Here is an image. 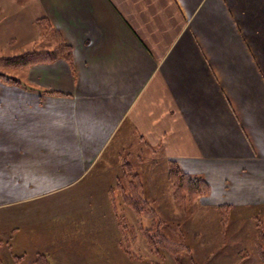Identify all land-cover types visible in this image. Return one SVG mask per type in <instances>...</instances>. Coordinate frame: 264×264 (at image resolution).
I'll return each instance as SVG.
<instances>
[{
	"label": "crops",
	"instance_id": "obj_1",
	"mask_svg": "<svg viewBox=\"0 0 264 264\" xmlns=\"http://www.w3.org/2000/svg\"><path fill=\"white\" fill-rule=\"evenodd\" d=\"M242 2L252 15L235 0H0L1 30L35 43L46 18L71 50V63L0 81V234L13 232L30 264H98L102 250V264H142L99 217L55 212L128 132L202 175L203 206L264 208V0Z\"/></svg>",
	"mask_w": 264,
	"mask_h": 264
},
{
	"label": "rangeland",
	"instance_id": "obj_2",
	"mask_svg": "<svg viewBox=\"0 0 264 264\" xmlns=\"http://www.w3.org/2000/svg\"><path fill=\"white\" fill-rule=\"evenodd\" d=\"M242 1L245 0H235V4L243 14L246 13V17L252 15L249 11L252 6L244 4ZM259 13L262 22H264V9L257 11L256 14ZM42 19L45 20L44 32L37 25V22ZM35 24L38 28H36L37 33H39L36 39H39L38 42L33 43L34 40L29 39L19 42L17 37L12 36L13 29L10 32L1 30L4 22L0 20V74L17 80L18 84H21L22 71L25 73L36 64L9 67L1 60L19 57L28 52H37L36 49L41 47L50 46L51 50L61 44L66 45L59 33L51 28V24L46 18L36 20ZM131 135L128 132L108 147L97 163L94 172L89 176L91 178L89 183L92 184L89 190H74L73 198L64 205L57 206L55 212L59 211L65 216L66 214H75L78 210L79 215L99 217L101 222H95L97 230L101 228V232L107 235L111 232L109 240L113 241L112 243L116 246L118 243H115L111 237L114 236L120 240L122 256L138 263L262 264L257 247L261 245L264 249V242L259 239L260 232L264 234L263 207L231 209L227 206L228 209L219 210L220 206L215 208L203 206L200 200L209 195L210 187L202 175L181 171L173 160L164 157L162 145L155 146L149 144L141 135ZM171 168H176L179 172L188 175L201 176L209 187L208 194L202 197L194 196L184 202L180 201L183 204L179 205L174 199L169 181ZM133 176H136L138 180H135ZM107 183L111 184L109 191H107ZM130 186L140 187L142 197L150 202L160 220L171 227L168 231L167 229L162 230V233L172 242L181 244L185 249L178 248L176 249L177 253L171 256L167 253L156 256L149 250L141 237L140 228L142 226L143 228L149 227L150 221L145 224L143 221L150 220L151 217L144 215L141 218L137 217L125 206L122 199L124 194L131 191ZM113 213L118 219L116 227L113 224L111 226L108 219L109 215ZM4 216L12 217V214L8 212ZM72 218H69L68 221L74 219ZM97 232L99 231L93 233ZM131 237L134 238V241L138 240V245L135 242L131 245ZM19 247L13 232L0 234V263L30 264V256L21 254L20 249L18 250ZM102 251L101 258L96 256L97 258H100L102 262L103 258L111 259V255ZM21 255L23 257H20ZM81 257L85 258L84 264H94L90 262L93 256ZM70 258L75 259L73 255ZM101 261L98 264H102Z\"/></svg>",
	"mask_w": 264,
	"mask_h": 264
},
{
	"label": "trees",
	"instance_id": "obj_3",
	"mask_svg": "<svg viewBox=\"0 0 264 264\" xmlns=\"http://www.w3.org/2000/svg\"><path fill=\"white\" fill-rule=\"evenodd\" d=\"M37 25L42 32L45 31V20H39L37 22ZM57 59H63L67 63H71L72 59L70 48L64 44H61L60 46H57L49 51L28 52L22 56L3 59L1 61L7 66L13 67L21 65L29 66L32 64L41 63L47 64L52 63ZM0 81L6 82L7 84L19 85L17 80L13 78L11 79L3 74H0ZM46 93L57 95V93L54 92ZM133 177L135 180H138L136 176ZM169 181L171 184L173 196L175 197L174 199L179 205L183 204L180 201H187L194 196H206L209 191L207 183L201 176L188 175L179 172L176 168H171L169 170ZM122 199L125 206L128 207L129 210H131L137 217L141 218L142 215L151 217L150 220L143 221L144 224L150 221L149 227L143 228V226H140V231L142 232L141 237L149 250L156 256H161L162 253H167L170 256L172 254H176V249L181 248V244L172 242L165 236V234L162 233V230L167 229L168 231L171 227L160 220L150 202L142 197L140 187L132 186L131 191H129V193L126 195L124 194L122 196ZM228 208L229 207L227 206L218 207L219 210H226ZM259 239L260 241L264 242V234L261 232L259 234ZM182 248L185 249V247ZM257 250L259 259L261 263L264 264V249L260 245L259 247H257ZM31 264L51 263L44 254H36L33 257Z\"/></svg>",
	"mask_w": 264,
	"mask_h": 264
}]
</instances>
